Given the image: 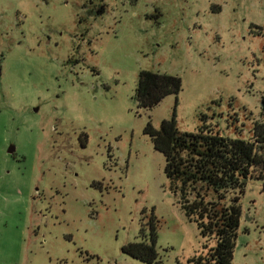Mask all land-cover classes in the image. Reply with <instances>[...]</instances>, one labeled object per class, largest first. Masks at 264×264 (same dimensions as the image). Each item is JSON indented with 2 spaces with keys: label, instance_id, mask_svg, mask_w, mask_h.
<instances>
[{
  "label": "rangeland",
  "instance_id": "374dc122",
  "mask_svg": "<svg viewBox=\"0 0 264 264\" xmlns=\"http://www.w3.org/2000/svg\"><path fill=\"white\" fill-rule=\"evenodd\" d=\"M141 70L180 93L139 107ZM201 113L264 123V0H0V264H155L121 250L151 215L160 264L205 252L144 130ZM239 204L231 264H264V176Z\"/></svg>",
  "mask_w": 264,
  "mask_h": 264
},
{
  "label": "trees",
  "instance_id": "16d2710c",
  "mask_svg": "<svg viewBox=\"0 0 264 264\" xmlns=\"http://www.w3.org/2000/svg\"><path fill=\"white\" fill-rule=\"evenodd\" d=\"M181 89L176 75L141 70L134 97L139 107L151 109ZM199 118L195 132L179 131L174 116L162 120L159 128L148 122L144 130L164 156L166 178L185 217L205 238L206 251L189 258L187 264H231L241 219L240 197L248 179L264 176V123L256 122L251 140H244L222 136L204 113ZM156 222L151 215L141 225L140 235L146 237L147 230L148 242H129L122 252L160 264Z\"/></svg>",
  "mask_w": 264,
  "mask_h": 264
},
{
  "label": "water",
  "instance_id": "95a60500",
  "mask_svg": "<svg viewBox=\"0 0 264 264\" xmlns=\"http://www.w3.org/2000/svg\"><path fill=\"white\" fill-rule=\"evenodd\" d=\"M12 149H13V148L11 147V148L9 149V152H11V151H12Z\"/></svg>",
  "mask_w": 264,
  "mask_h": 264
}]
</instances>
